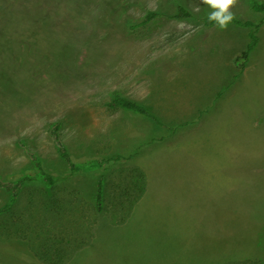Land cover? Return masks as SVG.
Returning a JSON list of instances; mask_svg holds the SVG:
<instances>
[{"label": "rangeland", "instance_id": "rangeland-1", "mask_svg": "<svg viewBox=\"0 0 264 264\" xmlns=\"http://www.w3.org/2000/svg\"><path fill=\"white\" fill-rule=\"evenodd\" d=\"M173 1L0 0V179L32 169L35 155L58 179L63 208L44 211L38 185L23 190L0 215V264H43L34 253L42 241L69 235L84 248L68 264H264V15L249 0L233 8L260 25L239 73L249 29L173 19L129 29L148 10L172 15ZM183 4L208 17L200 0ZM115 92L190 125L172 133L113 110ZM56 126L75 162L132 158L71 175ZM135 168L145 192L111 220ZM101 176L109 201L97 213ZM7 204L0 189V209Z\"/></svg>", "mask_w": 264, "mask_h": 264}, {"label": "trees", "instance_id": "trees-1", "mask_svg": "<svg viewBox=\"0 0 264 264\" xmlns=\"http://www.w3.org/2000/svg\"><path fill=\"white\" fill-rule=\"evenodd\" d=\"M178 2L173 1V3H170L173 6V14L170 15L168 13L160 12V11H150L148 10L146 15L144 16V20L141 24L138 25H129L130 30H134L140 27L149 26L152 24H156L159 20L162 19H173L178 21H186V20H197L204 24L207 28H215V25L211 24L208 21V18H198L195 16L189 8H187L182 0H176ZM251 2V8L254 12L258 14L264 15V2H259L258 0H249ZM231 25H236L241 28H246L250 30L249 33V43L244 51L237 57L235 64L236 69L239 73H242L245 71L249 60L251 53L258 45V35L257 31L260 29V25H257L251 21L243 22L236 18L234 19V22ZM38 44V43H37ZM26 47V46H23ZM107 106L113 110H122L126 112H131L133 114H136L140 117L149 119L152 123H154L155 126L163 128L169 132L175 133L178 131V129L182 126H188L190 124H185L182 126H176L174 127L171 124H168L164 122L158 115L151 112L147 106L140 104L138 102H135L133 100H130L123 95H121L119 92H115L112 96V100L107 104ZM59 126H56L53 134L55 136L57 145H58V153L62 161L67 165L69 172L71 175H77L81 173H88V172H94V171H100L104 168V165L107 163L109 166L112 163H117L120 161H129L132 156L126 157L119 155L115 159H106V160H90L87 162L79 163L75 162L70 155L68 149L63 144V142L60 139V136L58 135ZM32 162H33V168L24 172L19 173L13 176L7 177L6 180L0 179V189L7 192L10 195V204H7L3 209H0V215L5 213L7 210H9L12 206V204L16 203L21 194L22 191L27 188H33L35 185H38L37 189H40L39 191H36L35 193L38 194L39 199L45 198L47 199L45 204V210L44 211H58L60 212L63 208L61 207L60 199L58 198V179L49 172L42 160L32 155ZM132 182L130 185L125 187L123 196V201H121V206L118 207L117 210L111 215V220L117 217H121L122 219H125V216H128L132 206L138 202V200L143 196L146 188V175L144 171H142L139 168H135L133 170L132 174ZM40 187V188H39ZM35 189V188H34ZM36 189V190H37ZM31 190V189H29ZM33 191L31 190V194L33 195ZM134 193V195H133ZM50 194V195H49ZM107 191H106V181L105 177L101 176L96 184V190L94 193V197L92 200V207L95 212L102 213L106 210V204L107 201ZM132 196V199L130 198ZM31 198V196H30ZM38 199V201H39ZM44 199V200H45ZM34 200H32V203ZM125 204H128V207L125 206ZM46 233H50L49 230L46 229ZM77 242L83 245L84 240L77 238ZM72 235H69V238H66L65 236L57 237L56 239L50 237L45 239V242L42 241V245L39 247V249L34 250V253L37 257V259L43 263V264H67L71 258L76 255L80 250H82L84 247H81V245L76 246L72 248ZM69 246H68V245ZM232 264H260L257 260H243V261H237Z\"/></svg>", "mask_w": 264, "mask_h": 264}, {"label": "clouds", "instance_id": "clouds-1", "mask_svg": "<svg viewBox=\"0 0 264 264\" xmlns=\"http://www.w3.org/2000/svg\"><path fill=\"white\" fill-rule=\"evenodd\" d=\"M200 3L210 10L208 21L218 30H227L229 25L234 22L233 8L236 7L238 0H200ZM195 10L199 11L200 7L196 6Z\"/></svg>", "mask_w": 264, "mask_h": 264}, {"label": "crops", "instance_id": "crops-1", "mask_svg": "<svg viewBox=\"0 0 264 264\" xmlns=\"http://www.w3.org/2000/svg\"><path fill=\"white\" fill-rule=\"evenodd\" d=\"M24 254H25V253H22V254H21V255L23 256V258H24V257H28V258H30V257H29V254H28V255L25 254V255H27V256H25ZM30 260H31V259H30ZM67 264H68V263H67Z\"/></svg>", "mask_w": 264, "mask_h": 264}]
</instances>
